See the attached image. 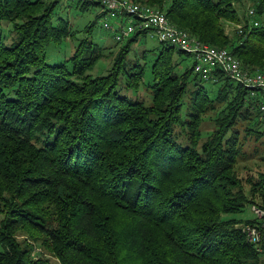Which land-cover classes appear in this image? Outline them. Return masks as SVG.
Instances as JSON below:
<instances>
[{
  "label": "trees",
  "instance_id": "trees-1",
  "mask_svg": "<svg viewBox=\"0 0 264 264\" xmlns=\"http://www.w3.org/2000/svg\"><path fill=\"white\" fill-rule=\"evenodd\" d=\"M78 1L82 10L103 7ZM120 1L157 9L244 68L264 72V21L251 28L247 20L242 35L226 33L225 23L241 22L235 6L242 0ZM251 1V17H264V0ZM57 6L0 0V28L10 22L16 33L10 46L0 39V264H49L32 243L60 264H264V251L235 228L257 219L227 218L247 205L264 209V182L237 171L246 141L264 138L262 97L219 69L203 80L195 61L183 69L171 60L177 49L161 43L150 68L152 104L132 102L117 86L121 75L129 89L144 81V64L127 59L147 34L125 39L107 75H87L103 58L89 38L66 62L49 65L46 49L70 36L69 22L55 18ZM105 15L104 8L85 33ZM211 111L214 130L201 143Z\"/></svg>",
  "mask_w": 264,
  "mask_h": 264
},
{
  "label": "rangeland",
  "instance_id": "rangeland-1",
  "mask_svg": "<svg viewBox=\"0 0 264 264\" xmlns=\"http://www.w3.org/2000/svg\"><path fill=\"white\" fill-rule=\"evenodd\" d=\"M242 1L243 5L239 6L236 4L235 6L241 19L240 24L225 23L226 33L229 34V36H233L235 33L238 35L240 29L245 27L247 20L251 26H253V22L257 19L259 20L260 24L264 21V17H251L250 12L254 11L251 0ZM102 12H104V8L98 5H90L87 10H82L78 0H58L55 18H61L69 22L70 36L66 41L62 42L58 46L52 45L46 49V63L49 65H57L66 62V60L74 54L80 42L86 38H89L90 41L103 49V58L87 72V75H90L91 77H98L109 74L110 70L115 66L114 63L117 61L120 50L124 45H126L127 40L122 42L116 41L115 28H105V23H108L111 27L117 28L120 26L118 21L109 15L102 16L97 20L91 36L85 33V29L95 22L97 14ZM12 30V23L10 22H4L0 28V39L6 46L12 45L16 38V33ZM162 47L163 45L156 38L151 36L140 38L134 43L127 61L131 59L139 60L140 63L144 64L145 66L146 76L144 81L140 83L138 89H129L126 86L125 76L121 75L119 84L117 86L120 96L126 97L132 102H139L143 103L145 106H151L153 95L151 93V89L148 87V83L153 77L150 68L154 63L153 60L156 54L160 49H162ZM171 60L174 64L183 61V69L185 67L193 66L195 61L194 57L187 56L185 53L180 55L177 50L174 51V54L171 56ZM182 71V69L178 70V72ZM205 85L209 88H212L208 83ZM212 89L213 90H211V94H214L216 89ZM185 100L188 103V98ZM217 117V111L208 112L203 116L201 125V143L205 141L214 130V120ZM240 128H245V124ZM181 131V128H177L178 133H181ZM242 141L245 142L244 140ZM244 153V157L238 164L237 171L239 176L245 179L249 176V174H251L258 181L261 179V182H264V178L258 177L259 172L264 173V138H262V140L259 142L254 140L249 142L246 141L244 144ZM244 186L247 195L250 196V186L247 184H244ZM256 203L261 204V198L258 197L256 199ZM254 207L258 206L254 204L247 205L243 213L229 215L227 218L238 221L255 219L256 216L253 213ZM4 218L5 215L0 213V226ZM19 238L21 240L28 239L25 234H20ZM32 244L35 248V256H41L48 259L50 261L49 264H60L54 255L48 252L43 246H40L38 243Z\"/></svg>",
  "mask_w": 264,
  "mask_h": 264
},
{
  "label": "built area",
  "instance_id": "built-area-1",
  "mask_svg": "<svg viewBox=\"0 0 264 264\" xmlns=\"http://www.w3.org/2000/svg\"><path fill=\"white\" fill-rule=\"evenodd\" d=\"M83 1L99 3L112 17L116 15L131 17L128 25L119 24L120 26L117 28L104 24L105 28H115L118 42H122L132 34L145 32L147 36L156 38L160 43L170 44L177 50L192 55L195 59V73L200 75L203 80H209L211 74L219 69L226 77L248 89L253 98L261 96L263 101L259 103V107L264 112V72L244 68L238 58L229 50L202 43L186 30L176 27L163 12L157 9L145 8L120 0ZM254 14V11L250 12V15ZM253 26H259L258 22L254 21ZM239 34H243V28L240 29ZM253 213L258 223H237L235 228L243 233L249 244L263 252L264 209L254 207Z\"/></svg>",
  "mask_w": 264,
  "mask_h": 264
}]
</instances>
